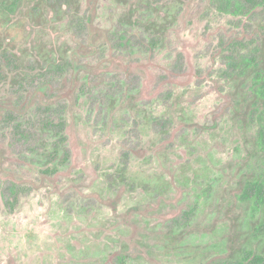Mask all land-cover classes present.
<instances>
[{
    "label": "rangeland",
    "instance_id": "1",
    "mask_svg": "<svg viewBox=\"0 0 264 264\" xmlns=\"http://www.w3.org/2000/svg\"><path fill=\"white\" fill-rule=\"evenodd\" d=\"M263 77V0H0V264L264 257Z\"/></svg>",
    "mask_w": 264,
    "mask_h": 264
},
{
    "label": "trees",
    "instance_id": "2",
    "mask_svg": "<svg viewBox=\"0 0 264 264\" xmlns=\"http://www.w3.org/2000/svg\"><path fill=\"white\" fill-rule=\"evenodd\" d=\"M258 91H260L259 96H261L264 105V81L260 83ZM244 198L249 200L253 204L254 208L264 204V177L261 180L249 182V184L246 185ZM263 226V224L257 225L256 223L254 227L255 234L252 236L255 238V243L257 245L262 238L261 235H264ZM256 250V247H253V249L244 253L235 264H263L264 257Z\"/></svg>",
    "mask_w": 264,
    "mask_h": 264
}]
</instances>
